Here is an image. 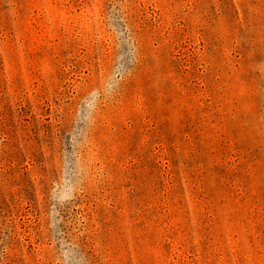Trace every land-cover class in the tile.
Instances as JSON below:
<instances>
[{
  "label": "rangeland",
  "instance_id": "obj_1",
  "mask_svg": "<svg viewBox=\"0 0 264 264\" xmlns=\"http://www.w3.org/2000/svg\"><path fill=\"white\" fill-rule=\"evenodd\" d=\"M0 264H264V0H0Z\"/></svg>",
  "mask_w": 264,
  "mask_h": 264
}]
</instances>
